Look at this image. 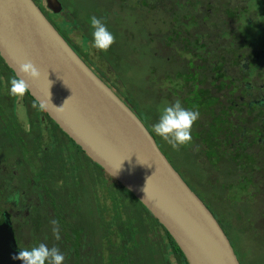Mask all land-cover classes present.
<instances>
[{"label":"trees","instance_id":"16d2710c","mask_svg":"<svg viewBox=\"0 0 264 264\" xmlns=\"http://www.w3.org/2000/svg\"><path fill=\"white\" fill-rule=\"evenodd\" d=\"M34 1L38 4V0ZM167 1L170 0L138 1L139 5L146 6L149 12H153L154 16L161 14V19L158 21L160 23H156V25L160 24L159 26H165L162 34H160L161 31H158L159 34L155 33V37L152 35L151 41L154 42L156 39L161 38L164 42L162 43L164 49L161 48L165 51V54L167 52H172L174 56L186 54L189 55L190 58L188 62L186 60V63L183 64L182 71L177 70L173 76L170 72L164 70L161 76H157L154 84L148 79L146 85L149 87L147 89L150 88L149 90H151L152 86H154L156 87L155 90L160 92L159 95L157 93L155 94L158 99L164 100L163 98H169L171 100L174 96L182 102L185 108L199 110L200 119L194 125L198 127V130L192 132V138L197 144L195 151L198 153L201 161H198V156L196 158L193 156V161L195 165L198 164L203 166V159H205L210 168L219 169L222 165L221 162L227 166L231 164V161L233 162L236 159L232 158L233 153L231 152H227L226 150L221 152V146L224 144L223 146L227 147V141H220L219 144L216 139L218 131L221 130L219 126L225 125L219 122L227 112L223 109L219 117L215 115V106H217L218 98L212 95L210 88L204 86L208 81L206 75L208 70L206 59H203L201 63H193L196 59L201 57L199 53L193 52L196 49L203 51L205 48H198L200 42H207L206 47H210L215 43L212 35L213 33L211 34L208 29H201L200 24L210 23L208 25H216V22L214 23L212 21V19H214L213 15L196 16L195 12L191 9L180 13L178 10L183 7L182 2L178 3L175 1L173 6L170 7L168 3H166ZM199 1L201 0H195L194 3L193 0H187L186 3L195 8L201 3L204 4L205 0ZM255 1L256 0H248V3H254ZM240 2L242 3L244 1L241 0ZM227 4L230 7L228 8L227 5H224L226 9L223 13H225V15L234 16V18L237 19L240 18L242 13H246L247 15V11L242 10L237 13L235 10H231L233 2ZM258 7L259 4H257L255 9H258ZM261 7H263V5H261L260 8ZM208 8L211 9L209 5ZM43 11L48 14V11ZM64 12L63 6L61 13L56 15L61 16ZM261 17L264 18L263 15ZM49 20L52 21L51 19ZM208 20H211L212 23ZM52 23L57 27V30L66 41H68L70 46L77 53L79 49L82 55L84 54L85 58L89 60L87 54L68 37V33L71 30H65L66 22L63 24L62 22H56L62 26V32L54 21H52ZM217 25L224 26L226 24L218 21ZM169 29L173 30L168 31ZM196 30L200 31V33H196ZM195 38L196 40L194 41ZM89 41V39L86 40L87 43ZM153 48L154 47L150 50L153 51ZM159 56L152 57V61L160 60ZM167 56L170 60V62H168V66L170 67L172 65V60L168 54ZM160 61L162 64L166 63H163V60ZM90 64L105 78V75L95 66V63ZM221 66L222 63H219L217 67L221 68ZM156 72L157 71H155V74ZM15 76V73L6 65L5 61L0 56V205L3 206L5 201L10 200L17 202L23 201L26 203V198H24L25 195L27 197L26 192L22 189H11L7 186V181L4 177L6 174L1 168L9 159L14 157L18 159L17 166L20 167L26 163L30 167V174L33 178L30 179L25 175V180L26 182L29 181L28 183H30L31 187L37 189L35 192L36 199L34 201L32 200L30 204L33 205L30 215L33 217L34 213H36L35 219L37 220V223H34L36 229L34 234L36 235L39 229L46 223L45 220L40 217V208L38 209L37 204L46 206L44 204L50 201L51 203L47 205H50L52 209L51 219L59 221L62 232L66 233V230H68L70 235L73 236V252L76 253L74 256L76 262L73 264H83L86 258L83 257L80 250L82 249L86 237L93 236L97 239V231H94V234L90 232L91 228L97 227V221L95 213L90 210V206L85 208L82 205L81 194L87 189V186H83L86 182H90L92 186L98 184L100 180L99 171H102L114 182L112 186H106L104 189L113 200L114 207L111 211L114 214H108L111 217V221L107 222L105 225H101L105 229H100V233H104V241L112 245L111 252L112 248H114L113 253L109 256L107 264H169L166 258L167 251L176 257L177 264H189L174 239L159 221L130 191L118 183L113 177L109 176L99 165L94 163L47 115L29 92L22 96V101L23 106L28 110L27 118L30 121V129L27 130V128L23 127V125L18 122L16 103L18 96L14 97L9 94V80ZM106 80L114 87V84H112L109 79ZM163 83H165V89L171 86V88H167L169 93L163 90ZM121 88L122 87H118L117 92L124 96V101L128 105L132 104L134 107H141V104H138V102L137 104L134 103V94L128 95L126 92L122 91ZM142 110L146 112L144 109ZM145 122L147 124L145 126L156 139V134L152 132V124H148L150 121L147 120V116H145ZM43 134L48 138L45 145H43ZM157 144L159 146L158 142ZM242 164L245 166L244 168L252 167L248 159L246 163ZM174 168L206 204L205 200L207 202L209 200L206 198L204 200L202 198L201 191L199 190L200 188L193 184L191 186L189 168L182 163ZM23 174H25V172ZM197 175L202 176L199 173ZM23 179L24 176L20 181ZM86 179L88 180L85 181ZM198 185L202 186L203 184L200 183ZM231 188L233 189L234 187L231 186ZM241 188H243V185H241ZM240 195L241 193L239 192L238 196ZM215 196L218 198L217 202L219 204V209L214 207L216 209H214L215 212L211 205L209 206L206 204V206L213 213L224 232L227 233L223 225L226 227H230L231 225L237 226L236 220L240 221L241 215L236 213V210H243L244 208L242 209L241 204L232 201V199L230 200L227 198L225 201L220 197L221 195L218 196L216 194ZM239 207L241 209H239ZM220 209L225 210L224 213H226V216L222 215L223 213ZM43 218H45V216ZM244 222L246 224L245 220ZM115 227L116 229H114ZM111 229H114V231L111 232ZM160 230L163 231V234H160ZM150 233H153L155 237L159 234L162 235L164 244L159 250H156V246L158 245H156L155 241L149 238ZM113 234L118 237V246L113 244V240L110 238V235ZM226 235L228 236V234ZM93 241L98 250L99 246L97 240L93 239ZM39 243H41V241H35L33 246ZM92 244V242L89 243V245ZM144 246H146L149 255L143 254L145 249ZM158 253L161 254L162 258L157 257ZM98 254L99 252L96 253V256Z\"/></svg>","mask_w":264,"mask_h":264},{"label":"water","instance_id":"95a60500","mask_svg":"<svg viewBox=\"0 0 264 264\" xmlns=\"http://www.w3.org/2000/svg\"><path fill=\"white\" fill-rule=\"evenodd\" d=\"M42 1L54 14L63 10L60 0ZM0 56L16 76L21 64L31 62L37 68L39 79L21 76L30 95L94 163L144 205L189 264H241L213 213L138 115L77 54L34 0H0ZM19 251L6 216L0 224V264H23L13 259Z\"/></svg>","mask_w":264,"mask_h":264},{"label":"rangeland","instance_id":"374dc122","mask_svg":"<svg viewBox=\"0 0 264 264\" xmlns=\"http://www.w3.org/2000/svg\"><path fill=\"white\" fill-rule=\"evenodd\" d=\"M39 1L40 0H38V2ZM138 1L142 0H60L64 6L65 12L62 13L61 16L50 13L49 17L55 23L62 22L63 24L66 22L65 30H71L68 33V37L87 54V58L89 60L85 58L84 54L82 55L79 49L77 54L86 61V63L95 71V73L103 81H105L123 101L125 98L122 94L117 92L118 87H122V91L126 92L128 95L134 94V103L137 104L138 102V104H141L142 108L134 107L132 104L129 105L143 121V123L147 125L145 122V116H147V120L150 121L148 124H153L158 120L163 107L167 104L174 103L177 100L174 96L171 98V100L169 98H163L164 100L158 99L155 94L157 93L159 95L160 92L155 90L156 87L152 86L151 90H149L150 88L147 89L149 87L146 85L148 79L150 82H152V84H154L157 76H161L163 73L162 71L164 70H167L173 76L177 70L182 71L183 63H186V61L183 60L181 55H179L181 61H179V59L176 57V60L172 61V65L170 67L167 63H165L166 60H168L167 54L169 56H175L172 52H167L165 54V51L162 50V48L164 49L162 46V43L164 42L161 38L156 39L154 42L151 41L152 35L155 37L154 34H159L158 31H161L160 34L164 32L165 26H159L160 24L156 25V23H160L156 21L161 19V14L154 16L153 12H149L146 6L139 5ZM240 1L241 0H205L203 4V10L205 11H202V14L214 15L215 9H212L213 7L217 6L219 9H222L220 6L222 7L223 5H228L227 3L230 2H233L232 10H240L243 7ZM169 2L171 1H167L166 3ZM209 4L212 5V13H209ZM250 5V8L253 9L252 11L260 13L259 9H255L257 7L255 2L250 3ZM203 7L201 5L199 10ZM222 11L224 10L222 9ZM92 16L102 18L108 29L116 37V42L106 52L98 51L92 47V29L90 28V18ZM244 19L245 13H242L239 20H243V29L244 31L247 30V39H250L253 44L262 48L264 46V41L256 36L257 30L251 27L252 25L250 23L247 24ZM212 21H214V19H212ZM56 24L62 32V26H60L58 23ZM172 30L173 29H169L168 31ZM88 39L90 41L87 43L86 40ZM195 40L196 39H194V41ZM152 47H154V52L150 50ZM200 52L201 51H198V53ZM203 55L204 53L202 56ZM156 56H159L160 60H163V63L165 64H162L160 60L152 61V57ZM90 63H95V66L98 67L100 71H102L103 75H105V78L100 73H98ZM197 63H200V61ZM155 71H157L156 74ZM106 79H109L112 84H114V87L110 85ZM209 80L211 79L209 78ZM204 86L211 89L210 84L208 83H206ZM162 88H164L163 90L165 92L168 91L169 93L167 88L169 89L171 86L165 89V83H163ZM16 103L17 120L28 130L30 129V121L27 118L28 110L23 106L22 96L17 97ZM142 109H144L146 112H144ZM196 130H198V127L193 126L192 132H195ZM156 139L159 143L160 149L174 167L182 163L184 166L189 168L188 170L190 172L191 186L193 184L200 188L199 190L201 191L200 193L202 198L204 200L205 198L209 200L208 202L205 200L206 204L209 206L211 205L213 210L215 209L214 207L219 209V204L217 202L218 198L215 195H221L220 197L226 201L229 192L214 183L218 182L226 184V182H234V180L237 181L240 178L237 176H229L227 177V180H225L222 176H220V171L209 167L208 162L205 159H203V166L198 164L195 165L193 156L196 158L198 153L195 151L197 144L193 138L191 143L180 147L178 150L171 148L169 144L164 142L157 135ZM47 141L48 138H46V136L43 134V145H45ZM198 161H201L199 156ZM17 162L18 159L13 157L9 159V161H7L6 164L1 168L6 174L4 177L7 181V186H9L11 189L16 188L24 190L27 194V197L25 195L24 198H26V202H28L27 204H31L32 200L34 201L36 199L35 192L37 189L31 187L30 183H28L29 181L26 182L25 180V175H27L30 179L33 178L30 174V167L26 163L19 167L17 166ZM236 166L237 164L231 163L230 171L234 172V168H236ZM24 172L25 174H23ZM99 172L100 180L98 181V184H94V186H92L90 185V182H86V184L83 186H87V189L81 194L82 205L85 208L90 206V210L95 213L97 221V227L90 229L92 234H94V231H97V239L93 236L86 237L84 239L82 249L80 250L83 257L86 258L83 264H107L109 261V256L114 250V248H112L111 252L112 245L108 244L107 241H104V233H100V229H105L101 225H105L107 222L111 221V217L108 214H114L111 211L114 207L113 200L107 194L108 192L106 193L104 190L106 186H112L114 182L104 172ZM221 172L224 173L225 171L221 170ZM198 173L202 176L197 175ZM227 175L231 174L228 173ZM23 176L24 179L20 181ZM87 180L88 179L85 181ZM255 181L256 184H259L258 187L264 185V177L260 176L258 181ZM200 183H202L204 186H199L198 184ZM217 188L222 190L223 194L216 192ZM248 192L250 195L254 193L250 187ZM240 199L245 207H250L248 204L251 202H248L243 198ZM11 202L13 206L15 202ZM50 203V201L46 202L44 204L46 206H40L37 204V206L40 208V216L45 220L46 223L42 228L39 229L36 236L41 240V243H45L49 248L54 246L58 247L65 255L64 264H73L76 262V259L73 255V236L70 235L68 230H66V233L62 232V227L59 226L61 238L60 240L55 239L52 233V225L50 223L52 220V209L50 205H47ZM27 204L24 205L23 202L19 201L14 207H10V209L11 213L15 215V222L20 224L24 223L25 225L22 231V247L30 248L26 246H29L28 241L32 240L31 234L33 233L31 232V228L27 229V227L30 225H26V219L30 220L31 218L30 213L28 215V210L31 207L28 209ZM0 208H2V205H0ZM220 211H222L223 216H226V213H224L225 210L220 209ZM236 213L241 215L240 221H235L237 226L231 225L230 227H226L223 225V227L227 232L226 234H228L240 263L264 264V210L256 206L244 208L243 210H236ZM44 216L45 218H43ZM244 220L246 221V224ZM114 229H116V227ZM114 229H111V232L114 231ZM160 234H163V231L160 230ZM160 234L156 237L153 235V233L149 234V238L155 241L156 245H158L156 246V250H159L164 244V239ZM110 238L113 240V244L118 246V237L113 234L110 235ZM93 239L97 240V244L99 246L98 250L95 247V242ZM90 242L93 244L89 245ZM144 247L145 249L143 254L149 255L146 246ZM97 252H99V254L96 256ZM157 257L162 258L160 253L157 254ZM166 258L169 264H177L176 257L170 254L168 251L166 253Z\"/></svg>","mask_w":264,"mask_h":264},{"label":"flooded vegetation","instance_id":"af4514ba","mask_svg":"<svg viewBox=\"0 0 264 264\" xmlns=\"http://www.w3.org/2000/svg\"><path fill=\"white\" fill-rule=\"evenodd\" d=\"M170 1L168 3L170 7L173 6L175 1L183 3V7L178 10L180 13L191 9L195 12L196 16L209 15L202 14V11H205L203 10L202 3L193 8L186 3L187 0ZM193 2L195 3V0ZM255 3L259 4L258 9L260 13L252 11L253 9L250 8L248 0L242 2L243 9L241 8L235 11L237 13L242 10L248 12L247 15L245 13V22L247 24L250 23L252 25L251 27L257 30L256 36L264 41V18L261 17L262 15L264 16V0H256ZM37 5L42 11H48V14L44 13V11L43 13L50 19L48 16L52 12L45 8V3L41 0ZM201 5L203 8L199 10ZM261 5L263 7L260 8ZM209 6L212 7L210 4ZM227 7L229 8L230 6L227 5ZM220 8L223 10L226 9L224 5L222 7L220 6ZM212 9H215L213 22H216V25H208L210 23L203 22L204 24H200V27L201 29H208L211 34L213 33L215 43L210 47H206L207 42H200L198 48H205L203 51L198 50L201 51L199 53L201 57L193 63L197 64L198 61L201 63L203 59H206L208 69L206 72L208 78L207 83L210 84L212 95L218 98L217 106H215V115L219 117L223 109L227 112L219 122L225 125L219 126L221 130L218 131L216 139L219 144L220 141H227V147L223 146V144L221 146V152L226 150L227 152L233 153L232 158L236 159L233 162L231 161V163H235L237 166L234 168V172H231V164L226 166L221 162V167L219 169L216 168V170L220 171V176L225 180L229 176H237L240 178L237 181H232L233 183L226 182L225 184L216 182L214 184L226 189L229 192L227 198L241 204V208L258 206L264 210V185L258 187L259 184H256L255 181H258L260 176L264 177V46L262 48L256 46L250 39H247V30L244 31L243 29V20L234 18V16L225 15V13L223 14L224 11L217 6ZM212 9H210L209 13H212ZM208 21L211 22V20ZM218 21L226 25L218 26ZM50 22L52 23V21ZM55 28L57 29L56 26ZM198 30H196V33H200ZM198 51L196 49L193 53H198ZM203 53L204 55L202 56ZM179 55L175 56L181 61ZM181 56L183 60H187L188 62L189 55L185 54ZM176 57L170 56L171 60L173 59L172 61L176 60ZM168 60H166L167 64ZM219 63H222L221 68L217 67ZM247 159L252 164L251 168H244L245 166L242 164L246 163ZM221 170L225 172L223 173ZM228 173L231 175H227ZM230 185L234 188L232 189ZM241 185H243V188H241ZM249 187L254 191L252 195L248 192ZM216 192L223 194L219 188H217ZM239 192L241 193L240 196H238ZM240 198L251 202L248 204L250 207H245ZM14 202L15 204L13 206L11 200L3 203L2 208H0V224L5 222L6 216H8L15 234L18 249L22 250L25 247H22L23 243L20 240L23 239L22 231L25 225L24 223L20 224L15 222V215L11 213L10 209V207H14L17 204V201ZM23 203L24 205L27 204V202ZM27 206L28 209L31 207L28 210L29 215L33 209V205L27 204ZM241 208L239 207V209ZM30 216V220L26 219V225H30L27 229L31 228L33 234H31L32 240L28 241L29 246L27 245L26 247L31 248L35 241L40 242L41 240L34 234L36 232L35 224L37 223L35 219L36 213H34L33 217L32 215ZM75 254L73 255L75 256Z\"/></svg>","mask_w":264,"mask_h":264},{"label":"clouds","instance_id":"9594fccd","mask_svg":"<svg viewBox=\"0 0 264 264\" xmlns=\"http://www.w3.org/2000/svg\"><path fill=\"white\" fill-rule=\"evenodd\" d=\"M90 28L92 29V47L94 49L106 52L116 42L115 35L108 29L102 18L92 16L90 18ZM19 73L21 75L12 77L9 80V94L14 97L24 96L30 91L28 83L21 76L33 80L40 77V72L31 62L21 64ZM199 119L200 112L198 109L185 108L182 102L177 99L174 103L163 107L158 120L151 125V128L152 132L169 144L171 148L178 150L180 147L191 143L192 129ZM50 223L55 239L60 240L59 221L53 219ZM13 259H18L23 264H64L65 255L58 247L49 248L45 243H39L31 248L20 250Z\"/></svg>","mask_w":264,"mask_h":264}]
</instances>
